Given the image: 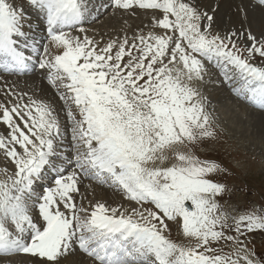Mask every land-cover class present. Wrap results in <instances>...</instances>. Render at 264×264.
Masks as SVG:
<instances>
[{"label":"snow or ice","instance_id":"6c2138e0","mask_svg":"<svg viewBox=\"0 0 264 264\" xmlns=\"http://www.w3.org/2000/svg\"><path fill=\"white\" fill-rule=\"evenodd\" d=\"M101 9L150 15L163 31L100 47L83 24ZM212 23L196 0H0V74L39 70L70 131L63 152L50 102H23L11 90L0 101V150L13 166L0 167V264H264L252 243L264 233V209L222 211L228 187L214 177L224 169L195 155L217 136L199 89L203 61L238 99L264 110V34L221 36ZM85 179L140 207L77 206Z\"/></svg>","mask_w":264,"mask_h":264},{"label":"rangeland","instance_id":"374dc122","mask_svg":"<svg viewBox=\"0 0 264 264\" xmlns=\"http://www.w3.org/2000/svg\"><path fill=\"white\" fill-rule=\"evenodd\" d=\"M95 1L97 5L100 3L99 0ZM196 3L201 11H206L213 16L212 32L214 34L218 33L224 36L231 31L248 30L258 38L264 34V8L257 6V0H196ZM143 15L147 20L142 21ZM103 16L93 25L83 26L85 29H90L87 33L90 38L93 36L96 39L100 38L99 40L92 38L100 47L111 39L123 40L127 36L131 41L134 34L147 36L150 31L157 33L163 31L153 29L152 17L143 13L139 15L113 14L109 10ZM29 18L33 21L36 20L34 13H31ZM71 35L77 36L73 33ZM245 43L247 42L241 37V46ZM260 59L258 57L251 62L259 65ZM203 63L208 70L210 67L205 60ZM206 75L203 83L199 85V89L207 98L208 111L212 112L215 117L214 126L217 136L215 139L206 140L197 145L195 155L201 160L214 162L224 169L222 173L214 177L228 187L227 194L220 201L222 211L230 214H236L238 210H256L259 212L264 209V113L261 110L257 111L252 107L239 104L240 102L234 99L233 95L229 96L222 87H218L215 78L209 79V72ZM25 77L23 79L12 77L14 79L12 84L8 83L9 79L2 77L4 81L0 84V101L9 99L5 95L8 90L23 95V102H26L29 96L43 100L40 92L44 87L32 85L29 81L30 77ZM33 77L31 76V78ZM180 150L186 149L180 148ZM172 162L174 161L170 159L165 166H169ZM94 189L98 190L97 187ZM106 189L104 190H109ZM79 192L80 195L78 193L76 197L77 195L83 197L81 191ZM112 194L113 198L108 199L112 203L117 200L122 201L123 206L133 203L124 199L116 191ZM77 206H81V204ZM148 206L149 208L152 207L151 205ZM144 207L147 208V205ZM170 228L172 230L171 237L178 239L176 226L170 224ZM252 243L256 256L258 258L264 257V233H256ZM225 251H228L227 247H225ZM17 259L18 261L23 259L24 264H27V258Z\"/></svg>","mask_w":264,"mask_h":264},{"label":"bare ground","instance_id":"6f19581e","mask_svg":"<svg viewBox=\"0 0 264 264\" xmlns=\"http://www.w3.org/2000/svg\"><path fill=\"white\" fill-rule=\"evenodd\" d=\"M100 1V0H99ZM207 6V5H206ZM209 9V8H208ZM108 12V11H107ZM106 12V13H107ZM94 13V12H93ZM92 13V14H93ZM105 12H102L100 11L99 15H98V18L95 19V20H90V19H87L86 22L83 24V26L85 27H88V25H93V23H95L99 18H103L105 15L104 14ZM141 16V15H140ZM146 17V16H145ZM30 19V18H29ZM32 27L33 28H36L37 27V24L38 22L36 20H32ZM143 20H147L146 18H144V15L142 17V21ZM143 24V23H142ZM108 25V24H107ZM67 31H70V34H76V35H81V33H78L76 32L75 30H67ZM41 32V33H40ZM40 35H38L39 38H43L44 37V33L43 31H40ZM84 34V33H83ZM36 73H39L40 75L41 72L40 71H37ZM207 76V75H206ZM4 79L2 77H0V84L3 83ZM29 81H31L32 85L34 86H37V87H44L43 90H41L40 94H41V99H43L44 101L46 102H50L53 107L55 108L57 114H58V111L60 110L58 108V102L55 98H53L54 96H56V90L53 89V88H50L47 83L45 82V80L42 78V76H38V77H33V78H29ZM58 95V94H57ZM60 112V111H59ZM62 124V123H61ZM63 127H65L67 130H68V127H67V120H66V117L64 118V124H62ZM4 131H7V128L5 125L3 124H0V134H4L3 132ZM69 140H70V134L67 133V134H64V139H63V148H67L68 150H70V144H69ZM62 148V149H63ZM61 149V151H63ZM65 152V151H64ZM68 152V151H66ZM7 164V167L9 169V171H11L12 169V165L10 163H8L3 155V152L2 150H0V167H4L5 166V163ZM0 179H4V177L2 175H0ZM86 180V179H85ZM87 185L84 183V180L83 182L79 185V188H80V191H81V196L83 197H79L77 195L76 197V203L77 205H83L84 207H90V206H94L96 203H105L106 205L108 206H118V205H122V201H119L117 200L116 202L112 203L110 202L108 199L110 198H113V194L112 192H114L115 190L111 189V188H108L107 186H100V185H97L94 181H89L87 180ZM97 187L98 190H95L94 188ZM82 188V189H81ZM108 188L109 190L108 191H105L104 189ZM107 190V189H106ZM121 194V193H119ZM79 195H80V192H79ZM88 195V196H86ZM122 195V194H121ZM120 195V197H122ZM100 196V197H98ZM108 200V201H105V200ZM125 199V198H124ZM121 200V199H120ZM112 203V204H111ZM125 205V204H124ZM124 208H132V207H140L139 205H136V204H129V205H125L123 206ZM73 259H78V258H73ZM7 264H10V262H7ZM17 264H19V261L17 259Z\"/></svg>","mask_w":264,"mask_h":264}]
</instances>
